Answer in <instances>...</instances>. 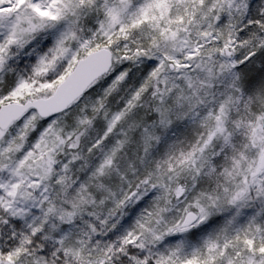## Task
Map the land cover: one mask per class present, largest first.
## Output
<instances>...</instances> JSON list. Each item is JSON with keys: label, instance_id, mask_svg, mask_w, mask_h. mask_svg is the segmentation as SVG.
Instances as JSON below:
<instances>
[{"label": "snow or ice", "instance_id": "snow-or-ice-1", "mask_svg": "<svg viewBox=\"0 0 264 264\" xmlns=\"http://www.w3.org/2000/svg\"><path fill=\"white\" fill-rule=\"evenodd\" d=\"M0 264H264V0H0Z\"/></svg>", "mask_w": 264, "mask_h": 264}]
</instances>
